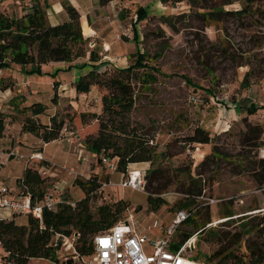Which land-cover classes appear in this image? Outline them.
Instances as JSON below:
<instances>
[{
  "label": "rangeland",
  "instance_id": "obj_1",
  "mask_svg": "<svg viewBox=\"0 0 264 264\" xmlns=\"http://www.w3.org/2000/svg\"><path fill=\"white\" fill-rule=\"evenodd\" d=\"M31 1L22 6V13ZM221 1L224 0H182L171 4L161 0H111L99 5L97 0H49V7L54 6V11L50 8L52 15L58 22L68 19L60 6H76L83 16L82 22L90 25L88 28L96 35L88 38L84 46L87 50L85 56L72 63L49 61L41 64L40 72H28V68L15 63L0 67V115L6 128V135L0 137V161L5 157V150L14 149L16 154L15 157L6 155L0 165V174L14 185L23 174L28 156L41 150L42 157L48 161V165L41 169L42 174L46 172L48 175L45 189L65 192L68 199L75 202L84 193L74 180L96 176L101 186L90 196L89 205L93 212L100 204L109 205L123 199L128 206L120 213L119 221L129 219L139 234L151 239L170 227L177 210L176 202L183 197L176 184L161 193H153L166 202L157 209H150L146 186L144 190L121 186L127 174L109 170L96 162L94 154L75 136L68 122L62 129V136L47 143L21 130L27 114L23 107L35 102L46 106L37 120L44 124L49 123L53 114L60 119L72 111L101 113V93L106 90L93 84L86 91H78L75 86L78 76L91 67L88 60L90 49L94 48L102 59L108 55L107 61L117 67L130 64L132 53L144 50L153 55L160 51L156 60L160 73L148 88L142 87L137 77L130 79L134 106L128 115L131 125H142L152 138L157 157L153 162H136L129 167L140 168L146 173L152 165L171 171L190 165L192 175L202 174L205 182H202L201 194L220 200L211 205H200L195 209L199 212L192 213L195 221L202 225L201 220L208 211L210 221L189 237L194 240L191 243L194 245L188 256L197 264H205L206 257L223 245L246 259L256 241L259 242L257 245L263 244L257 240L255 231L241 236L239 242L235 233L240 228L236 222L240 216L243 215L242 221L252 217L250 220L256 223L264 215V155L260 154L264 150V0H252V11L248 14L218 11L213 20L204 18L203 13L210 9L219 10L217 4ZM242 2L234 0L223 5V9H239ZM122 8L126 12L120 19L118 12ZM139 8L149 14L146 19L138 17ZM7 13L15 15L13 9ZM17 15L21 16V12ZM164 16L170 17L168 22L163 20ZM132 19L136 20L134 31L131 29ZM104 66L103 63L98 68ZM106 72L107 75L113 73L114 66L106 67ZM246 73L250 83L241 87ZM251 104L254 109L249 112ZM247 124L250 126L246 127ZM96 125L92 120L89 127L94 130ZM197 125L210 132L212 140L189 147L185 139ZM256 125L263 127V131L258 144L254 145V134L249 128ZM77 129L83 130L80 126ZM214 148L222 157L214 164L201 165ZM182 174L179 173L178 178L181 179ZM225 208L234 211L232 217L235 219L227 220L231 217L220 213ZM0 215L1 219L13 218L17 224L27 223L28 216L24 214L14 215L2 209ZM156 219L163 230L152 226ZM192 230V224H181L172 236L173 243L181 238V232ZM218 235L222 242L218 241ZM60 237L57 264H71L69 258L77 260L79 233ZM143 250L151 252L148 245H144ZM3 253L0 245V264H5ZM90 260L91 256L78 259L86 264ZM210 262L216 264L218 257L214 254ZM28 263L56 264L51 259L37 257L29 259ZM229 264H232L231 260Z\"/></svg>",
  "mask_w": 264,
  "mask_h": 264
},
{
  "label": "trees",
  "instance_id": "obj_2",
  "mask_svg": "<svg viewBox=\"0 0 264 264\" xmlns=\"http://www.w3.org/2000/svg\"><path fill=\"white\" fill-rule=\"evenodd\" d=\"M110 1L97 0V3L105 5ZM161 1L175 4L182 0ZM198 1L205 2L206 0ZM242 1L239 9L231 11H224L223 5L231 4L234 0L218 2L219 10L212 8L203 13V16L213 20V16L217 15L218 11L232 12L236 15L250 13L252 0ZM48 7L47 0H43L42 3L39 0H33L21 16L0 11V67L15 63L28 68V72H40L42 63L49 61L72 63L78 57L85 56L87 50L84 46L89 38L87 34L92 33V31L88 26L82 27L78 9L73 5L64 4L68 19L50 24L47 20ZM262 11H264V7ZM124 12H126L124 8L119 10L118 17L120 19L124 17ZM148 16L149 14L145 9H138V17L146 19ZM162 18L166 22L170 19L168 16ZM135 21L132 19L131 22L133 31ZM159 56L160 51L154 52L153 55L144 50L138 51L130 55V64L117 67L102 59L94 48L90 49L88 60L91 67L78 76L75 86L78 91H86L93 84L106 90L101 93V113L72 111L66 118L60 119H57L56 115L53 114L50 116L49 123L44 124L37 120H39V115L45 112L46 106L41 102H35L23 107L27 114L21 123V130L23 133L34 134L42 142L47 143L62 136V129L68 122L71 131L75 132V136L82 141L85 148L94 154L96 162L107 166L103 162V158H105L114 162V170L124 174L130 163L155 161L157 154L155 145L152 144V138L143 130L142 125L138 123L131 125L128 115L134 106V91L130 79L137 77L142 87L148 88L147 86L156 80V74L160 73V69L156 65ZM103 63L105 64L104 68L99 69L98 66ZM110 65L114 66V72L107 75L106 67ZM247 75L248 73L245 74L240 83L241 87L249 85ZM57 82H54V86L57 85ZM253 109V104L248 106L249 112ZM92 120L97 124L94 130L89 127ZM245 121L243 117V123ZM151 125L154 126V123ZM79 126L83 130H78ZM249 126L247 124L246 127ZM86 129L87 132L84 133ZM249 130L254 134L253 138L256 142L254 145H257L258 140L261 139L263 127L256 125L254 128L250 127ZM4 135H6L5 120L0 115V137ZM211 138L210 132L197 125L185 140L189 147H195L197 144L211 142ZM160 156H163V153H160ZM221 157V153L214 148L206 155L201 165L209 164V162L214 164ZM47 165L48 162L44 159L28 158L22 176L15 180L17 192L30 195L31 198H40L45 191L49 190L45 189L44 185L48 175L46 172L41 173V169ZM262 166L264 169V165ZM174 170L162 169L159 165H152L146 170L144 186H146L148 193L150 209H157L166 202L163 197L155 196L153 193H161L171 184H176L178 191L183 194V197L176 202L177 210L192 209L199 203L197 197L201 194L204 186L202 174L192 175L190 165L177 167ZM177 171L179 172L177 173ZM179 173H183L181 179L178 178ZM74 184L83 191L84 196L74 202L68 199V196L64 194L65 192H61L59 197L66 202L60 203L53 210H44L41 219L27 215L26 224H17L11 217L0 219V245L4 251L2 258L5 264H29V259L34 257L51 259L57 264L59 258L56 252L59 248L60 236L70 237L78 233L77 260L73 261L69 258L68 262L86 264L78 261V259L82 256L87 258L93 254V237L108 230L118 222L120 213L127 208L128 203L123 199L109 205L103 203L98 205L96 211L93 212L90 209L89 200L91 194L95 193L101 186L100 181L94 176L86 180L75 179ZM256 208L254 207V209ZM206 212V217L201 220L202 225H199L192 217L194 213L182 223L192 224L193 230L181 232V238L172 244L173 248H178L191 235L199 231L200 226L204 227L210 221L208 211ZM220 213L223 216L231 217L227 220L235 219L232 217L235 213L231 208H225ZM242 216L236 220L240 226L235 233L236 241L239 242L241 236L255 231L258 235L257 240L263 244L257 245L259 242L256 241L254 243L256 246H251L246 259L242 255L235 254L231 248L220 245L215 253L206 257L208 261L205 264H211L210 261L214 254L215 257H218L216 264H229L230 260L232 264H246V262L264 264V215L260 217L261 221L256 223L253 219L250 220L252 217L247 221H242ZM217 238L219 242L223 241L219 235Z\"/></svg>",
  "mask_w": 264,
  "mask_h": 264
},
{
  "label": "built area",
  "instance_id": "obj_3",
  "mask_svg": "<svg viewBox=\"0 0 264 264\" xmlns=\"http://www.w3.org/2000/svg\"><path fill=\"white\" fill-rule=\"evenodd\" d=\"M6 151L9 157H15L14 149ZM260 154L264 155V150H261ZM32 157L43 159L40 152H33L28 156V158ZM103 162L106 163L109 170L115 169L114 162L105 158H103ZM125 174L127 176L125 175L126 178L120 183L121 186L144 190V170L132 168L128 165ZM103 184L105 185L106 182ZM60 193L51 188L45 191L40 198H31L30 195L17 192L15 188L7 184L5 179L0 177V210H7L10 214H24L41 219L44 210H53L60 203L66 202L59 197ZM197 198L204 201L199 202L192 209L176 210L173 213L170 227L164 229L161 235L152 239H148L146 235L139 234L129 219L127 221H118L108 230L96 234L92 240L93 254L88 264H197L188 256L193 249L191 246L194 244L191 243L194 240L188 238L178 248L172 247L174 232L189 218L197 207L204 204L211 205L220 200L203 194ZM152 226L163 230V226H160L157 219L154 220ZM144 245H148L151 248V252L145 253L143 250Z\"/></svg>",
  "mask_w": 264,
  "mask_h": 264
},
{
  "label": "crops",
  "instance_id": "obj_4",
  "mask_svg": "<svg viewBox=\"0 0 264 264\" xmlns=\"http://www.w3.org/2000/svg\"><path fill=\"white\" fill-rule=\"evenodd\" d=\"M29 0H0V11H10V9H13V12L15 13V15L16 16H18L17 14L18 13H20L21 12V15H22V6L24 5V4H26L27 2H28ZM39 1H41V3H42V0H39ZM49 1V0H48ZM95 2V1H94ZM52 7H54V6H50V7H48V9H47V19L49 20L48 22L50 23V24H56V23H58V20H57V18L55 17V16H53L52 15V12H51V10H50V8L53 10V8ZM76 7V6H75ZM60 8H61V10H65V8H64V5L61 7L60 6ZM77 8V7H76ZM78 9V8H77ZM54 11V10H53ZM79 11V10H78ZM80 13V12H79ZM52 17H53V20H52ZM82 14L80 13V23H81V25H82V27H86L87 25H86V23H83L82 22ZM51 19V20H50ZM89 27H90V25H88ZM92 31V33H89V34H87L88 35V37H90V36H92V35H96V32L94 31V30H91ZM106 58H105V60H108V58H109V56L108 55H106L105 56ZM4 154H5V157H6V155L8 156V154H7V151L5 150L4 151ZM5 157H4V159H3V161H0V165H3V162H4V160H5ZM45 161H47L44 157H42ZM48 162V161H47ZM133 163H130L129 164V166L130 165H132ZM135 164V163H134ZM1 173V172H0ZM0 177L1 178H3V179H5V181L7 182V184L9 185V186H11L12 188H15L14 187V185H15V182H14V185L13 184H11L10 183V179H8V178H6V177H4V176H2L1 174H0ZM162 233H159L158 235H155L156 237L157 236H159V235H161ZM155 236H153L152 238H154ZM151 238V239H152Z\"/></svg>",
  "mask_w": 264,
  "mask_h": 264
}]
</instances>
